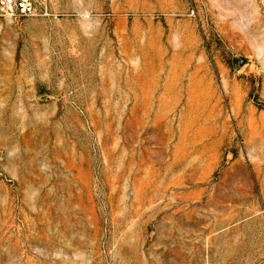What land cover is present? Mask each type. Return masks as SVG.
<instances>
[{
    "label": "rangeland",
    "instance_id": "rangeland-1",
    "mask_svg": "<svg viewBox=\"0 0 264 264\" xmlns=\"http://www.w3.org/2000/svg\"><path fill=\"white\" fill-rule=\"evenodd\" d=\"M0 264H264V0L0 18Z\"/></svg>",
    "mask_w": 264,
    "mask_h": 264
},
{
    "label": "built area",
    "instance_id": "built-area-1",
    "mask_svg": "<svg viewBox=\"0 0 264 264\" xmlns=\"http://www.w3.org/2000/svg\"><path fill=\"white\" fill-rule=\"evenodd\" d=\"M49 0H0V18L45 17Z\"/></svg>",
    "mask_w": 264,
    "mask_h": 264
}]
</instances>
